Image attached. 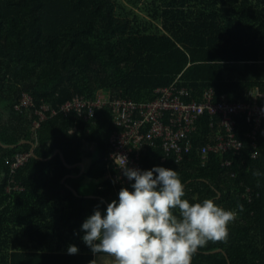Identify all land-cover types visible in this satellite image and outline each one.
<instances>
[{
  "label": "trees",
  "instance_id": "16d2710c",
  "mask_svg": "<svg viewBox=\"0 0 264 264\" xmlns=\"http://www.w3.org/2000/svg\"><path fill=\"white\" fill-rule=\"evenodd\" d=\"M172 85L185 101L207 90L231 103L264 93V0H0V264H90L82 223L98 205L106 214L134 183H113L108 108L89 120L59 113L38 127L36 110L99 93L151 101ZM22 94L33 109L14 108ZM235 119L239 153L199 154L219 131L210 115L198 120L180 160L159 140L141 152L144 171H177L190 202L213 199L237 213L227 242H209L192 264H264V120L251 158V126L244 114ZM16 154L31 156L12 172ZM84 179L99 181L86 196ZM69 245L78 254H67Z\"/></svg>",
  "mask_w": 264,
  "mask_h": 264
},
{
  "label": "clouds",
  "instance_id": "9594fccd",
  "mask_svg": "<svg viewBox=\"0 0 264 264\" xmlns=\"http://www.w3.org/2000/svg\"><path fill=\"white\" fill-rule=\"evenodd\" d=\"M119 158L122 175L134 181L131 190L122 187L106 214L98 205L81 225L82 241L95 257L104 254L112 264H192L209 242H227L235 211L213 199L190 202L177 171L132 169L126 157ZM78 252L75 245L67 247L69 255Z\"/></svg>",
  "mask_w": 264,
  "mask_h": 264
},
{
  "label": "built area",
  "instance_id": "2783aa9c",
  "mask_svg": "<svg viewBox=\"0 0 264 264\" xmlns=\"http://www.w3.org/2000/svg\"><path fill=\"white\" fill-rule=\"evenodd\" d=\"M156 97L149 101H135L125 98H108L97 94L92 99L82 96L73 97L58 107L42 105L36 112L40 115L35 121V127L48 116L59 113H76L79 117L89 120L96 114V110L108 108L111 121L115 129L109 136L111 151L107 162L116 170L112 175L114 184L130 183L122 175L119 156L127 158V167L144 171L141 165V152L146 144L154 145L156 140L165 154L173 153L178 160L191 149L190 133L197 129V122L203 115H210V126L219 127L215 136V143L205 144L198 148L199 154L206 158L211 152L227 153L240 152L244 148V141L235 133V116L244 114L251 130L246 133L250 145L254 149L249 154L251 158L257 156L258 137L264 120V93L258 89L251 93L252 101L235 103L225 101V98L216 100L213 90H207L201 99L185 101V90H177L172 85L156 90ZM35 106L32 98L22 94L14 106L17 110L24 107L27 110ZM50 115H49V112ZM73 131V130H72ZM30 154H16L11 160V171L28 162ZM229 166V161L226 162Z\"/></svg>",
  "mask_w": 264,
  "mask_h": 264
},
{
  "label": "rangeland",
  "instance_id": "374dc122",
  "mask_svg": "<svg viewBox=\"0 0 264 264\" xmlns=\"http://www.w3.org/2000/svg\"><path fill=\"white\" fill-rule=\"evenodd\" d=\"M98 182L99 181H96V180L84 179L83 185L80 188L81 194L82 195L83 194H91L93 192V190L96 188ZM83 196H86V195H83ZM99 255L97 256V264H112L111 258L104 256L103 254H99Z\"/></svg>",
  "mask_w": 264,
  "mask_h": 264
},
{
  "label": "water",
  "instance_id": "95a60500",
  "mask_svg": "<svg viewBox=\"0 0 264 264\" xmlns=\"http://www.w3.org/2000/svg\"><path fill=\"white\" fill-rule=\"evenodd\" d=\"M25 141H26V140H22V141H20V144L25 143ZM3 146H4V145H3ZM4 147H8V146H4ZM13 147H14V146H13ZM57 154H60L62 160H63L64 163H65V165H67V163H66V161H65V158H64V155H63L60 151H57V152L55 153L54 156H56ZM32 156L35 157V158H38V157L35 155L34 150H32ZM79 165L82 167V170H84V164H83V163H80ZM76 166H77V165H75V166H69V165H67L68 168H74V167H76ZM69 188H71V187H69ZM71 189L74 191V193H75L76 195H78V193L76 192L75 189H73V188H71ZM220 252H222V251H217V252H215V254H216V253H220ZM197 253H199V251H198Z\"/></svg>",
  "mask_w": 264,
  "mask_h": 264
},
{
  "label": "crops",
  "instance_id": "0c3cea01",
  "mask_svg": "<svg viewBox=\"0 0 264 264\" xmlns=\"http://www.w3.org/2000/svg\"><path fill=\"white\" fill-rule=\"evenodd\" d=\"M104 255V254H103ZM100 256V255H99ZM105 256V255H104ZM91 257H92V260H96V264H97V256L95 257L94 255H93V253H91ZM42 264H48V263H42Z\"/></svg>",
  "mask_w": 264,
  "mask_h": 264
}]
</instances>
